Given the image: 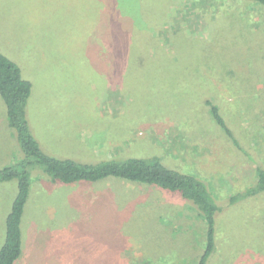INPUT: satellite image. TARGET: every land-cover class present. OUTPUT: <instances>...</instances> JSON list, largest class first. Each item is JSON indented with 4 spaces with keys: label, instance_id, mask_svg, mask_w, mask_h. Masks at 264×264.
Listing matches in <instances>:
<instances>
[{
    "label": "rangeland",
    "instance_id": "1",
    "mask_svg": "<svg viewBox=\"0 0 264 264\" xmlns=\"http://www.w3.org/2000/svg\"><path fill=\"white\" fill-rule=\"evenodd\" d=\"M141 1L0 0V51L32 83V133L57 158L97 164L155 154L196 175L220 208L218 249L208 264H264V193L247 195L255 184L250 158L262 155L264 164V37L257 35L264 8L235 0ZM119 2L127 17L150 28L174 68L158 57L150 72L124 71L118 81L96 71L93 25L101 24L98 12L117 19ZM176 37L185 43L178 57ZM216 76L238 78L235 90L255 98L217 100L234 138L187 109L193 94L178 88H195L199 79L205 88ZM24 160L0 95V171L21 169ZM27 169L17 264H195L204 250V221L179 195L114 178L53 183L40 166ZM17 193L18 181L0 182V250Z\"/></svg>",
    "mask_w": 264,
    "mask_h": 264
},
{
    "label": "trees",
    "instance_id": "2",
    "mask_svg": "<svg viewBox=\"0 0 264 264\" xmlns=\"http://www.w3.org/2000/svg\"><path fill=\"white\" fill-rule=\"evenodd\" d=\"M104 1L105 4L108 2V0ZM235 1L251 3L264 8V0ZM167 2L169 0L163 4ZM117 6L119 7L118 15H115L117 19L112 18L111 13L106 11L98 12L101 24L98 26L93 25V39L97 43L92 51L96 57L94 61L96 71L100 70V73L108 75L111 80L118 81L119 76L124 71H136L137 69L138 72H150L154 67L155 59L158 57H163V67L174 68L165 46L160 45L159 41L150 34V28L142 29L133 18L127 17L120 10V2ZM262 33L264 34V20L257 35L264 37ZM176 38L174 39V47L175 55L178 57L182 54L185 43ZM98 56L103 59L101 63L97 61ZM173 79H177V76L174 75ZM234 79V77L217 76L208 78L205 88L200 79L195 88L194 86H178V88H181L180 92L193 94L192 100H185L187 109H194L199 115L202 114L201 120L207 118L214 121L232 138L234 137L226 126L217 100L222 98L226 102H231L228 96L232 95L233 97L242 98L240 100L242 103L245 97L252 101L255 100L252 94L235 90V80H238V78ZM221 83L228 89V92L221 90ZM214 91L218 93H213ZM31 94L32 83L23 77L19 65L0 51V95L6 103L9 123L16 131L17 139L25 155L21 169L10 167L0 171V182L18 181V193L6 221V240L0 250V264H17L23 255L24 233L22 221L30 197V173L27 168L31 166H40L53 183L67 185L94 184L114 178L156 187L166 193L170 192L169 195H179L181 201L191 204L204 221L205 246L195 264H208L218 249L216 214L220 211V208L207 184L196 175L186 174L168 167L165 164L166 161L160 155L155 154L152 157L108 158L97 164L81 163L47 154L33 135L27 118V105ZM196 101H198V105L194 104ZM206 110H208V113ZM248 144L252 146V144ZM260 159H263L262 155L258 158H250V163L255 165L256 180L255 184L251 183L252 187L247 192L249 196L264 193V164L263 160Z\"/></svg>",
    "mask_w": 264,
    "mask_h": 264
},
{
    "label": "crops",
    "instance_id": "3",
    "mask_svg": "<svg viewBox=\"0 0 264 264\" xmlns=\"http://www.w3.org/2000/svg\"><path fill=\"white\" fill-rule=\"evenodd\" d=\"M252 165H253V164H251V167H252ZM253 166H254V168H255V165H253ZM252 173H253V172H252ZM253 177H254V178L252 179V181H253V180H256V179H255V172H254V174H253ZM247 181L249 182V178H248L247 180H246V179L244 180V182H247Z\"/></svg>",
    "mask_w": 264,
    "mask_h": 264
}]
</instances>
